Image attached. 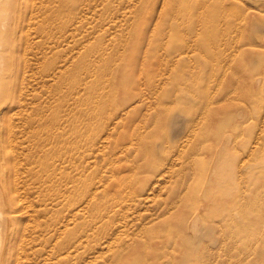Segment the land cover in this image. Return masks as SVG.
<instances>
[{"label": "rangeland", "instance_id": "374dc122", "mask_svg": "<svg viewBox=\"0 0 264 264\" xmlns=\"http://www.w3.org/2000/svg\"><path fill=\"white\" fill-rule=\"evenodd\" d=\"M8 16L28 114L12 264H264V0H0Z\"/></svg>", "mask_w": 264, "mask_h": 264}, {"label": "bare ground", "instance_id": "6f19581e", "mask_svg": "<svg viewBox=\"0 0 264 264\" xmlns=\"http://www.w3.org/2000/svg\"><path fill=\"white\" fill-rule=\"evenodd\" d=\"M12 12H16V9ZM9 17L0 22L1 37L9 22H12ZM0 46V264H12L15 252L19 250L24 253L28 241L23 227L25 211L29 209L26 188L28 114L24 79L18 76L16 84L8 79L11 75L10 58L7 59L4 53L13 55L10 48L13 46ZM188 225L192 229L195 221L191 220Z\"/></svg>", "mask_w": 264, "mask_h": 264}]
</instances>
